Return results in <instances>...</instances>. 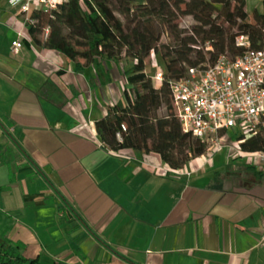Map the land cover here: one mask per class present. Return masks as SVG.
Returning a JSON list of instances; mask_svg holds the SVG:
<instances>
[{
  "label": "crops",
  "instance_id": "1",
  "mask_svg": "<svg viewBox=\"0 0 264 264\" xmlns=\"http://www.w3.org/2000/svg\"><path fill=\"white\" fill-rule=\"evenodd\" d=\"M127 84L124 61L80 69L0 0V244L41 264H264L259 152L228 134L180 174L112 152L96 123L127 106Z\"/></svg>",
  "mask_w": 264,
  "mask_h": 264
},
{
  "label": "trees",
  "instance_id": "2",
  "mask_svg": "<svg viewBox=\"0 0 264 264\" xmlns=\"http://www.w3.org/2000/svg\"><path fill=\"white\" fill-rule=\"evenodd\" d=\"M178 12L197 22L192 34L176 22ZM253 16L255 24L249 21L246 0H66L57 10L33 12L35 24L28 33L36 44L64 54L80 69L101 59L124 61L127 106L113 107L96 123L99 137L112 152L156 153L173 170H179L206 154L208 145L183 132L171 105L168 83L154 86L146 74L145 58L155 51L169 77L180 78L188 67L213 63L220 55L242 53L244 49L236 45L239 35L248 36L251 47L258 49L264 42V14L255 11ZM220 18L230 28L237 26L238 33L229 35V29L218 23ZM46 28L49 36L41 40ZM163 35L168 43H161ZM196 36L211 42L214 51L204 53ZM165 106L167 112L158 114ZM240 148L248 153L264 152V133ZM20 248L0 244V264H41L38 259L25 258Z\"/></svg>",
  "mask_w": 264,
  "mask_h": 264
},
{
  "label": "built area",
  "instance_id": "3",
  "mask_svg": "<svg viewBox=\"0 0 264 264\" xmlns=\"http://www.w3.org/2000/svg\"><path fill=\"white\" fill-rule=\"evenodd\" d=\"M66 0H8L23 18L25 28L35 24L33 12L57 10ZM83 2L84 0H79ZM49 28L43 36H49ZM11 44L15 52L23 47V35ZM236 45L243 52L231 57L220 55L215 62L200 67H188L180 78H171L160 69L158 54L152 51L154 74L148 77L156 88L168 83L171 105L184 133H190L208 145V151L220 150L227 145L226 136L237 131L236 147L264 133V42L258 49L251 47L248 36L236 37ZM207 52L214 51L212 43ZM122 130L126 131L123 125ZM121 141V134H118ZM264 161V152L254 154ZM180 174L179 170H173ZM264 243V235L262 238Z\"/></svg>",
  "mask_w": 264,
  "mask_h": 264
},
{
  "label": "rangeland",
  "instance_id": "4",
  "mask_svg": "<svg viewBox=\"0 0 264 264\" xmlns=\"http://www.w3.org/2000/svg\"><path fill=\"white\" fill-rule=\"evenodd\" d=\"M263 2H264V0H246V11L249 14L250 23L255 24V20H254V16H253L255 11H257L261 14H264ZM182 9L185 10V6H182ZM217 15H218V13L215 14V16H217ZM176 22L180 24L181 29H185V31H187L189 34H192L194 27H196L198 25L197 22L192 17H187V16L183 15L182 12H178V18H177ZM218 23L221 24L224 28L229 29V31H230L229 35L232 36V35H236L238 33V27L235 26L233 28H230L229 24L224 22V18L218 19ZM158 28L160 29V26H158ZM39 37L41 40H44L43 34L40 35ZM196 40H197L198 47H200L202 49V51H204V53L205 52L208 53L206 48L208 47V44L211 42H209V41L204 42L202 37H198V36H196ZM161 41H162L161 43H168L169 42L166 35H163ZM193 58H194V55H193ZM207 59H210L209 54L207 55ZM158 62H159L160 69L167 72L166 66L163 63V61L160 59V56H158ZM145 67H146V71L148 74H150V75L154 74L155 70H154L153 62H152L150 56L145 58ZM167 110H168V106L162 107L158 111V114L163 115L167 112ZM229 135H230V137H233L232 140H234V141L237 140V138H238L237 131H234L233 133L230 132Z\"/></svg>",
  "mask_w": 264,
  "mask_h": 264
}]
</instances>
